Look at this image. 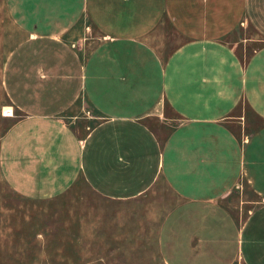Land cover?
<instances>
[{"label":"crops","instance_id":"crops-1","mask_svg":"<svg viewBox=\"0 0 264 264\" xmlns=\"http://www.w3.org/2000/svg\"><path fill=\"white\" fill-rule=\"evenodd\" d=\"M6 1L0 171L90 190L70 264H264V0Z\"/></svg>","mask_w":264,"mask_h":264},{"label":"rangeland","instance_id":"rangeland-1","mask_svg":"<svg viewBox=\"0 0 264 264\" xmlns=\"http://www.w3.org/2000/svg\"><path fill=\"white\" fill-rule=\"evenodd\" d=\"M6 2L0 0V138L10 125V118H14L4 115L11 106L2 85V68L17 37L14 24L9 22ZM244 31L246 37L252 38L248 43H262L251 28ZM81 194L93 197L84 188L50 201L27 199L10 188L0 171V264H70L77 260L75 255L66 258L63 252L64 216L73 208L65 197Z\"/></svg>","mask_w":264,"mask_h":264},{"label":"built area","instance_id":"built-area-1","mask_svg":"<svg viewBox=\"0 0 264 264\" xmlns=\"http://www.w3.org/2000/svg\"><path fill=\"white\" fill-rule=\"evenodd\" d=\"M4 115L6 117H13L14 116V109L12 107H10L9 109H6L4 111Z\"/></svg>","mask_w":264,"mask_h":264}]
</instances>
